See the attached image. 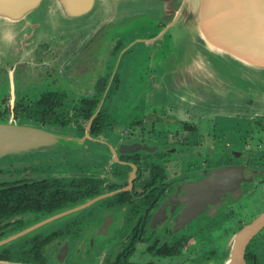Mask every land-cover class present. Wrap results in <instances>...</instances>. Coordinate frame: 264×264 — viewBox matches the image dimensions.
<instances>
[{
  "label": "flooded vegetation",
  "instance_id": "flooded-vegetation-1",
  "mask_svg": "<svg viewBox=\"0 0 264 264\" xmlns=\"http://www.w3.org/2000/svg\"><path fill=\"white\" fill-rule=\"evenodd\" d=\"M167 27L157 21L71 44L42 39L18 62L0 60V121L74 136L65 147L0 160L1 260L228 257L229 241L247 224L241 214L264 198V120L242 116L223 127L218 110L187 102L197 58L172 46ZM67 209L52 228L26 232ZM245 260L264 264V228Z\"/></svg>",
  "mask_w": 264,
  "mask_h": 264
},
{
  "label": "water",
  "instance_id": "water-1",
  "mask_svg": "<svg viewBox=\"0 0 264 264\" xmlns=\"http://www.w3.org/2000/svg\"><path fill=\"white\" fill-rule=\"evenodd\" d=\"M157 21L166 22L174 34L187 33L185 41L192 43L191 54L197 58L190 95L198 103L210 105L206 94L207 99L224 100V106L232 103L234 114L264 117V0H0V60H11L8 54L23 56L42 39H88ZM229 94L233 99L227 101ZM73 140L71 133L47 125L0 121V159L65 147ZM72 211L52 215L26 232ZM263 228L264 211L236 232L225 260L207 264H246V249ZM0 264L40 263L0 259Z\"/></svg>",
  "mask_w": 264,
  "mask_h": 264
},
{
  "label": "rangeland",
  "instance_id": "rangeland-1",
  "mask_svg": "<svg viewBox=\"0 0 264 264\" xmlns=\"http://www.w3.org/2000/svg\"><path fill=\"white\" fill-rule=\"evenodd\" d=\"M172 34H173V38H172L173 43H172V46H174V48H176V47H178L180 45V46H182V48H185V50H188L189 49V51L194 52V50H193L194 48L192 46V43L190 41H187V40L185 41V38L187 37V33L184 30H182V31L179 30L175 34L174 33H172ZM66 41L73 42L74 40L68 39ZM191 56H192V54H189V55H187V58H189ZM7 57H9L11 59L10 61L12 63H15V62H18L19 61V59H18L17 56H12V55L8 54ZM193 84L194 83H192L191 85H189L188 88L190 86H192ZM190 89H191L190 93L194 92L195 91V86L193 88L190 87ZM186 96H187V99H188L187 102L189 101L192 104H195V106L198 107V109H201V110L213 111V109L214 110H217V108L218 109L219 108H223L220 111L218 110L219 111V115H223L226 118L219 119V126H223V127H227V126H229V127H236V126H238V124H242V123H239L243 119L242 116H245L247 118H250L246 114H241V113L234 114L233 113V107H232L233 104L231 103V105L229 107H227L228 105L227 106H224L225 101L223 100V98H220L221 100H223L222 103H220V102H218L216 100L217 97H214V98H211V99H207L208 96L205 94L203 96V98L210 105H212V103L216 100L215 103H214V106H210L208 104H200V103H198L199 102L198 98L197 97H193L190 94H186ZM228 99L229 100H232L233 99V96L231 94H229L228 96H226V100L227 101H228ZM255 119L264 120V117H262V118L257 117ZM232 140H233V143L234 142H237V138H236L235 135L233 136ZM10 157H13V156H10ZM6 159H8V158H6ZM0 160H5V158L4 159H0ZM261 203H260V205H258L257 204V201H256L254 203L255 205L251 206V208H249V210L247 211V213H245L243 215L241 214V217H243L245 220H247L246 221L247 223L250 222V221H252L256 216H258L262 211H264V198L262 199V202ZM252 207L255 208V210L253 212H252V210H253ZM58 221H61V219L60 220H57L55 222H52V223H50V224H48L46 226H44L43 229L52 228L53 226H55V224ZM232 241H233V239H231L229 241L230 242V245H231ZM64 264H82V263H80L79 261L76 262L72 258H69L68 261L66 263H64Z\"/></svg>",
  "mask_w": 264,
  "mask_h": 264
},
{
  "label": "trees",
  "instance_id": "trees-1",
  "mask_svg": "<svg viewBox=\"0 0 264 264\" xmlns=\"http://www.w3.org/2000/svg\"><path fill=\"white\" fill-rule=\"evenodd\" d=\"M37 263H40V264H47V263H44V262H42V261H41V262H37Z\"/></svg>",
  "mask_w": 264,
  "mask_h": 264
}]
</instances>
